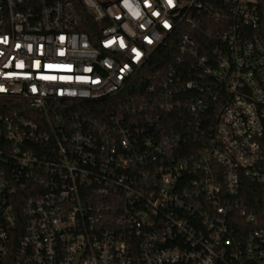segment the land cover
<instances>
[{
    "label": "built area",
    "instance_id": "2783aa9c",
    "mask_svg": "<svg viewBox=\"0 0 264 264\" xmlns=\"http://www.w3.org/2000/svg\"><path fill=\"white\" fill-rule=\"evenodd\" d=\"M0 96V264H264V0H0Z\"/></svg>",
    "mask_w": 264,
    "mask_h": 264
},
{
    "label": "trees",
    "instance_id": "16d2710c",
    "mask_svg": "<svg viewBox=\"0 0 264 264\" xmlns=\"http://www.w3.org/2000/svg\"><path fill=\"white\" fill-rule=\"evenodd\" d=\"M175 44L169 42L164 47L158 48L151 54L148 63L136 74V77L132 82L126 86L122 91L118 92L114 96H108L98 100H81V101H67L60 102L58 105L61 109L68 107L73 110L92 111L94 114H105L115 107L121 105L122 101L128 99L127 97L137 96L144 83L151 82L149 76L155 75L158 71L166 70L176 60ZM12 110H17L20 113L30 115L33 112L32 109H28L24 106L18 98H9L0 96V112L9 114ZM178 114L169 116V120L180 122ZM241 199L249 210H252L259 214L264 219V193L262 189L249 183L246 179L244 186L241 188Z\"/></svg>",
    "mask_w": 264,
    "mask_h": 264
},
{
    "label": "snow or ice",
    "instance_id": "6c2138e0",
    "mask_svg": "<svg viewBox=\"0 0 264 264\" xmlns=\"http://www.w3.org/2000/svg\"><path fill=\"white\" fill-rule=\"evenodd\" d=\"M169 3H171V0H169ZM166 26H167V24H166ZM109 43H111V41H109ZM123 46V45H122ZM133 51H135V50H133Z\"/></svg>",
    "mask_w": 264,
    "mask_h": 264
}]
</instances>
